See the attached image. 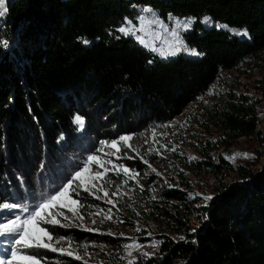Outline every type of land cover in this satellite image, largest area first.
Wrapping results in <instances>:
<instances>
[{"label": "trees", "instance_id": "obj_1", "mask_svg": "<svg viewBox=\"0 0 264 264\" xmlns=\"http://www.w3.org/2000/svg\"><path fill=\"white\" fill-rule=\"evenodd\" d=\"M5 3L0 20V203L26 205L31 212L59 191L99 142L164 125L198 105L186 120L214 139L197 138L198 144L191 145L197 159L183 165L215 180L213 199L195 206L186 192L172 187L161 190L157 199L140 196L144 209L133 213L161 231L154 234L153 242H159L154 252L137 257L135 264H264V168L233 165L218 154L238 139H260L261 100L238 92L222 73L261 66L264 0ZM144 7L163 21L194 18L182 40L203 56L159 60L123 36L118 29L125 18L135 23ZM205 17L214 28L203 26ZM216 24L247 29L248 36L238 38ZM220 83L226 86L217 94ZM76 116L83 118L81 131ZM173 182L191 188L180 173ZM28 212L14 209V214ZM72 233L78 240L91 237ZM67 260L63 264H83Z\"/></svg>", "mask_w": 264, "mask_h": 264}, {"label": "rangeland", "instance_id": "obj_2", "mask_svg": "<svg viewBox=\"0 0 264 264\" xmlns=\"http://www.w3.org/2000/svg\"><path fill=\"white\" fill-rule=\"evenodd\" d=\"M143 9L149 8L144 7L138 11L140 13L138 18L144 17L143 20L137 18L135 23L130 20L132 26L137 30L135 36L129 35L127 37L132 38L141 48L150 51L153 42L157 48L161 47L159 40L154 41V36L159 35L162 30L156 24L151 23L152 20L158 17L152 11L145 12L142 11ZM184 20L168 19V21H159H162L164 27L171 31L177 21L183 22ZM124 24L123 26H127L126 21ZM203 26L206 29L214 28V22L212 24L203 22ZM140 29H143V31H140ZM184 32L186 31H181V37ZM139 36H144L149 47L146 48L139 43L137 39ZM165 36L167 37V33H165ZM152 53L159 60L174 59L180 55L188 58L198 57L182 51L165 59L157 52ZM262 57L261 66L253 72H249L245 70L244 66H241L235 71L222 73L224 78H228L232 80V83L238 85V92L261 100L257 108L259 120L257 130L260 139H238L227 150L220 148L218 151V154H222L224 159L225 156H232L236 153H248L251 158L245 159L243 156H237L235 161L225 160L233 165L241 164L253 170L264 168V95L258 94L259 91H262L260 88H264V53ZM225 86L224 83L217 85L215 88L216 93L218 94ZM197 108L198 105H191L181 117L176 118L172 122L164 123V125H154L141 133L123 135L132 137L129 141L130 148H126L123 142L119 141L121 136H117L116 139L111 141L119 142V152H116L114 148L102 145L101 142L96 144L90 155H95L104 161V167H107L109 171L105 173L103 179L88 181L91 173L104 172V167L92 164L90 166L91 171L85 174V180L88 181L90 190L86 192L83 187L77 188L76 192L70 190L68 198L63 201L64 203H69L70 200L78 201L76 215L74 216L72 212H69L67 207L60 208L58 206L51 211L54 213L62 211L64 216L69 217V219L65 220L64 216L57 215L56 219L60 220L59 225L40 223V227L47 228L51 232L54 247L58 249L64 248L72 252L73 255L62 254L59 251L53 252L48 249H30L27 251L37 254L40 264H63L68 261L67 259L78 260L83 264H129L130 260L135 264L137 257H148L151 255L154 252V247L152 246L156 238L154 234L161 230H159L158 224H151L150 220L140 219L133 213L134 210L144 209L142 200L139 199L140 196L144 194L148 195L147 198L157 199L161 190L166 187H172L186 192L188 199L195 202V206H202L205 203L204 196H212L211 184L215 180L204 173L194 175L186 166L191 160L197 159L196 153L191 149L192 144H198L197 138L214 139L211 135L204 133L199 127L189 126L186 116L189 113H196ZM75 125L78 131H81L84 127V123L83 127L77 123ZM173 148L175 151L172 150ZM88 156L85 157L81 168L87 162ZM192 157H195V159H191ZM109 160L112 163H106ZM145 160L148 162L147 164L144 162ZM130 162L138 164L140 168H137L136 165H131ZM184 163L186 165H183ZM114 165H123L129 169L128 175H125L123 171H120ZM152 169H155V172ZM179 173L191 188H184L183 190L179 185L174 184L173 181H175ZM129 176L133 178L130 179ZM225 181H227V178ZM142 182H144V185H142ZM92 183H95L97 187L91 188ZM76 184H79V181L73 185L74 188ZM105 192L108 193L107 196H105ZM197 193L201 195L197 196ZM69 206H71L70 203ZM95 213L99 214L96 215ZM20 215L22 218L27 216L26 213ZM107 216H110L111 219H106L105 217ZM13 218L14 209L11 211L4 209L0 212V223ZM85 229H92V231ZM75 230L89 233L91 237L84 236L81 240L74 239L72 232ZM103 236H105V240L101 239ZM60 237H64V239L56 243L55 241ZM134 242L138 247L131 249L124 247V245H131ZM10 249V238L0 236V259L9 258ZM129 251L132 253L131 256L128 255ZM141 253H148L149 255L144 256ZM76 256H80L81 259H76Z\"/></svg>", "mask_w": 264, "mask_h": 264}, {"label": "snow or ice", "instance_id": "obj_3", "mask_svg": "<svg viewBox=\"0 0 264 264\" xmlns=\"http://www.w3.org/2000/svg\"><path fill=\"white\" fill-rule=\"evenodd\" d=\"M7 7L5 0H0V17H3L6 14ZM142 11L151 12V9H143ZM171 18V14H170ZM138 19L143 20L144 17H139ZM194 18H186L183 22L177 21L174 28L169 31L167 28L164 27L163 22L159 21L158 18L151 21L152 24H156L162 31L159 35L154 36V41L159 40L161 43V47L157 48L155 43L153 42L152 46L150 47V51L157 52L159 55L167 59L169 56H175L180 52H186L192 56H203V53L197 52L196 49H189L186 44H184L181 31H187L191 27V23ZM127 26H121L118 31L126 36H135L136 29L132 26V22L125 18ZM203 22L205 24H212V20L209 17H205ZM217 28H223L231 33H234L238 36L247 37L248 31L247 29H232L228 25H215ZM143 31V29H140ZM167 33V37L165 36ZM119 38V37H118ZM139 43L143 44L146 48L149 47V44L146 42L144 36L137 37ZM85 44H88L89 41L83 40ZM151 63V61H149ZM203 99V97H201ZM207 103V101H205ZM75 123L79 124L83 127V118L80 116L75 117ZM131 136H121L119 141H122L126 148H130L131 145L129 141L131 140ZM102 145L114 148L116 152L120 151L119 142L118 141H102ZM175 151V149H172ZM151 151V149H150ZM115 154V153H113ZM237 156H243V158L248 159L251 158L248 153H236L232 156H225V159H229L235 161ZM131 158V157H129ZM191 159H195L192 157ZM146 164L148 163L146 160L144 161ZM106 163H112V161H107ZM92 164H97L101 167H104L105 162L99 159L95 155H89L87 157V162L83 165L82 168L75 171V173L64 183L59 191H56L54 194L46 196L42 199V201L34 207L31 212H28V207L26 205H18V204H8V203H0V212L4 209H8L11 211L12 209L21 208L23 212H28L27 216L24 218L21 217L19 214H14L13 219H8L6 222L0 223V236H5L10 238L11 249H10V257L7 259H0V264H40V259H38L37 254L30 253L27 250L30 249H48L53 252L59 251L62 254L73 255L72 252L67 251L64 248H56L53 246V236L51 232L47 228L40 227V223L43 222L44 224L48 225H59L60 220L56 219L57 215L64 216V213L61 212H53L51 210L56 209L58 206L60 208H68L69 212H72L73 215H76V210L78 206L77 200H70L69 203H64V199L68 198L69 191L76 192V189L79 187H83L84 191H89V184L88 181H95L97 179H103L105 173L109 171L107 167H104V172H95L91 173L88 177V181L85 180V174L91 171L90 166ZM120 171H123L125 175H128L129 169L125 168L123 165L115 166ZM155 172V169H152ZM129 178H133L129 176ZM79 181V184H76L74 188L73 185ZM96 184L92 183L91 188H96ZM108 193L105 192V196ZM197 196L201 195L200 193L196 194ZM99 199V197H97ZM205 201V206H207V201H211L213 197L211 195L203 197ZM111 202V201H109ZM110 211V210H109ZM98 215L99 213H95ZM106 219H111L110 216L105 217ZM205 218H207L205 216ZM64 219L67 220L69 217L64 216ZM82 219V217H81ZM95 223V221H93ZM63 226V225H62ZM87 231H92V229H85ZM139 231V229H137ZM111 235V233H109ZM46 238V239H45ZM64 237L58 238L55 242L59 243L63 240ZM183 239V237H181ZM159 242H154L153 247H157ZM126 249H131L134 247H138L135 242L131 245H124ZM128 255L131 256L132 253L129 251ZM141 255L147 256L148 253H141ZM76 259H81L80 256H76ZM129 264H133L130 260Z\"/></svg>", "mask_w": 264, "mask_h": 264}]
</instances>
